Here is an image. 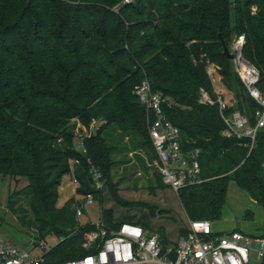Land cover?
Segmentation results:
<instances>
[{
    "label": "trees",
    "instance_id": "16d2710c",
    "mask_svg": "<svg viewBox=\"0 0 264 264\" xmlns=\"http://www.w3.org/2000/svg\"><path fill=\"white\" fill-rule=\"evenodd\" d=\"M241 35L243 56L260 71L264 88V0H0V175L27 179L8 207L35 229L34 244L58 238L44 250L45 264L94 252L83 244L95 226L76 217L86 194L102 205L108 188L118 204L136 205L120 197L112 169L114 156L129 149L126 140L132 151L158 159L149 133L154 115L135 94L144 81L165 99L183 151L200 152L205 181L178 191L187 218L220 220L231 182L264 208V130L250 150L248 138L223 135L217 104L200 102L201 89L214 99L219 93L208 74L214 65L219 94L234 102L226 112L238 110L255 123L259 105L223 53L222 42L231 50ZM94 121H100L95 132L76 138L77 122L88 128ZM88 160L101 173V189L94 187ZM72 172L79 197L59 206V189ZM155 180L168 186L161 174ZM15 195L27 210L15 207ZM100 222L107 228L121 223L104 208ZM134 223L170 243L164 229Z\"/></svg>",
    "mask_w": 264,
    "mask_h": 264
},
{
    "label": "built area",
    "instance_id": "2783aa9c",
    "mask_svg": "<svg viewBox=\"0 0 264 264\" xmlns=\"http://www.w3.org/2000/svg\"><path fill=\"white\" fill-rule=\"evenodd\" d=\"M245 42L244 35L238 36L230 52L234 55L232 63L235 73L249 96L259 105L254 115L255 123L252 124L250 118L238 110L226 112L234 102L227 103L219 93L214 99L201 89L200 102L207 105L217 104L226 125L223 135L239 139L248 138L252 150L259 132L264 130V88L261 86L260 71L243 56ZM216 72V67L211 65L208 69L211 78H214ZM135 94L138 101L154 115L149 133L157 153L163 182L176 193L186 186L203 183L205 180L201 177L200 152L183 151L180 131L165 115V99L160 93H154L147 81L135 88ZM79 146L80 150L85 152L82 145ZM75 163L78 164L79 161L75 160ZM87 164L94 187L101 189V173L90 160ZM74 181L78 184L76 177ZM83 198L82 206L76 209V217L80 222L88 206L94 201L91 193ZM91 223L95 229L83 247L94 248V252L61 264H250L254 241L258 244L257 258H264V237L253 238L239 230L217 233L208 220L188 219L187 232L179 234L175 242L170 240L168 245L162 243L159 233L150 232L134 222H121L118 228H107L100 221ZM46 245L45 241L40 242L34 247V250H38V253L34 254L12 245L0 236V264H45L42 256L44 250L49 249Z\"/></svg>",
    "mask_w": 264,
    "mask_h": 264
},
{
    "label": "rangeland",
    "instance_id": "374dc122",
    "mask_svg": "<svg viewBox=\"0 0 264 264\" xmlns=\"http://www.w3.org/2000/svg\"><path fill=\"white\" fill-rule=\"evenodd\" d=\"M213 82L216 90L220 93L222 85L220 86L216 75ZM99 126L100 121H94L88 128L77 122L74 129L75 136L80 138L90 135ZM126 143V147L129 149L114 156L117 164L112 169V179L119 184L120 197L126 202H132L136 205L125 207L118 204L108 188H104L102 205L99 200L95 199L88 206L81 222H98L102 216V208L112 209L116 222L149 221L155 231L160 228L164 229L167 238L175 242L180 230L188 225V218L178 193L168 186L161 187L156 182L155 177L160 174L158 159L148 158L141 150L134 152L127 140ZM76 146L80 150L79 144ZM137 155L141 158L136 157ZM145 165L147 169H145ZM74 180V172L64 177L59 189V206L63 205L70 197L76 196L78 185ZM26 185L27 179L25 178L15 179L0 175V236L12 245L36 254L38 250H34V247L38 245L34 244L35 229L23 225L19 220V215L8 207L9 197L19 192ZM13 200L17 202L16 208L23 211L27 210L24 198L15 195ZM252 200L245 190L231 182L222 217L214 222L213 227L217 229L231 226L232 229L234 227L241 229L252 236L259 234L257 229L261 225L260 218L261 215H264V209L256 203L253 204ZM151 209L155 211L154 214L151 213ZM26 216L28 219L32 218L30 212ZM244 226L249 228H244ZM58 241L56 237H48L46 247L54 246ZM257 246L258 244L253 243L252 247L256 248ZM251 255L253 259V251Z\"/></svg>",
    "mask_w": 264,
    "mask_h": 264
},
{
    "label": "crops",
    "instance_id": "0c3cea01",
    "mask_svg": "<svg viewBox=\"0 0 264 264\" xmlns=\"http://www.w3.org/2000/svg\"><path fill=\"white\" fill-rule=\"evenodd\" d=\"M261 174H262V177H263V180H264V154H263V158H262V161H261ZM229 190V189H228ZM227 196H228V193H227ZM253 201V204L254 203H256L257 205H258V203L256 202V201H254V200H252ZM260 206V205H259ZM262 207V206H261ZM263 208V207H262ZM264 209V208H263ZM224 210V209H223ZM260 223H261V225H260V227L257 229V230H259L258 232H259V234H257V235H254V236H252V235H249L248 233H246L245 231H243V230H241V229H238V228H233L232 229V227L230 226H225V227H222V228H215V227H213V230L215 231V232H217V233H221V234H223V233H228V232H230V231H234V230H239V231H241V232H243V233H245V234H247V235H249V236H251V237H253V238H258V237H261L263 234H264V215L262 216L261 215V218H260ZM214 224V222L212 223V225ZM244 228H247V226H244ZM249 228V227H248ZM247 228V229H248ZM253 243H256L255 241L253 242ZM257 244V243H256ZM253 246V245H252ZM258 248V246L256 247V248H253V255H254V257H253V259L250 257V264H264V258L262 259V260H259L258 258H257V253H256V249ZM252 253V252H251ZM252 256V255H251Z\"/></svg>",
    "mask_w": 264,
    "mask_h": 264
},
{
    "label": "water",
    "instance_id": "95a60500",
    "mask_svg": "<svg viewBox=\"0 0 264 264\" xmlns=\"http://www.w3.org/2000/svg\"><path fill=\"white\" fill-rule=\"evenodd\" d=\"M222 46H223V53L224 55L229 59L232 60L234 55L230 52L229 48L225 45L224 42H222Z\"/></svg>",
    "mask_w": 264,
    "mask_h": 264
}]
</instances>
